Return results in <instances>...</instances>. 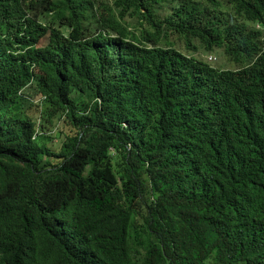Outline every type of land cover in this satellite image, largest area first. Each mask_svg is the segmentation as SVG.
Instances as JSON below:
<instances>
[{"label": "trees", "instance_id": "obj_1", "mask_svg": "<svg viewBox=\"0 0 264 264\" xmlns=\"http://www.w3.org/2000/svg\"><path fill=\"white\" fill-rule=\"evenodd\" d=\"M0 264H264V0H0Z\"/></svg>", "mask_w": 264, "mask_h": 264}, {"label": "rangeland", "instance_id": "obj_2", "mask_svg": "<svg viewBox=\"0 0 264 264\" xmlns=\"http://www.w3.org/2000/svg\"><path fill=\"white\" fill-rule=\"evenodd\" d=\"M223 1H225V0H223ZM131 21V20H130ZM131 22H133V21H131ZM48 42V38L47 37H45V38H42L41 39V41H40V45H44V44H46ZM201 50H203V49H201ZM201 58H203L205 61H207V59H209V55L208 54H210V52L208 51H206V50H203V52H201V51H199L198 53H197ZM214 54H216L217 55V61L216 62H214L212 65L213 66H215V67H219V66H225L224 65V63L225 64H227V66L226 67H229V68H236V65L234 64V63H232V62H229L228 60H227V58L224 56V55H222L221 53H214ZM208 55V56H207ZM59 122V123H58ZM63 124V121H59L58 119H55L54 121H53V123H46V131H49L50 133H52L51 135H53V139L51 138L50 140H49V138H47V139H39L41 142H48L49 144H51V142H52V140L54 141V143H56L55 142V140H54V137H55V139H57V137H61V131L62 130H66V128H64V126L62 125ZM64 128V129H63Z\"/></svg>", "mask_w": 264, "mask_h": 264}, {"label": "clouds", "instance_id": "obj_3", "mask_svg": "<svg viewBox=\"0 0 264 264\" xmlns=\"http://www.w3.org/2000/svg\"><path fill=\"white\" fill-rule=\"evenodd\" d=\"M209 55V59H207V62L208 63H210L211 65L214 63V62H216L217 61V55L216 54H214V53H210V54H208ZM207 55V56H208Z\"/></svg>", "mask_w": 264, "mask_h": 264}]
</instances>
